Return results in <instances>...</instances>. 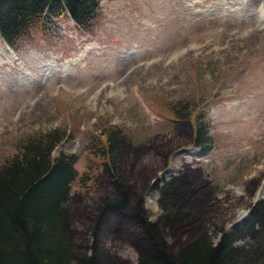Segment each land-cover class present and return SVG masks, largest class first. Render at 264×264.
I'll use <instances>...</instances> for the list:
<instances>
[{"label":"rangeland","instance_id":"374dc122","mask_svg":"<svg viewBox=\"0 0 264 264\" xmlns=\"http://www.w3.org/2000/svg\"><path fill=\"white\" fill-rule=\"evenodd\" d=\"M11 51L0 50V164L28 136L64 129L55 154L78 157L71 204L92 207L104 190L93 183L102 161L94 148L118 126L156 150L142 193L150 221L162 180L184 171L216 190L202 218L208 231L242 226L264 197V0H100L87 29L67 13L47 18ZM185 101L205 102L208 150L183 124L173 131L171 104ZM106 246L134 254L122 240Z\"/></svg>","mask_w":264,"mask_h":264},{"label":"trees","instance_id":"16d2710c","mask_svg":"<svg viewBox=\"0 0 264 264\" xmlns=\"http://www.w3.org/2000/svg\"><path fill=\"white\" fill-rule=\"evenodd\" d=\"M99 3L0 0V36L16 48L31 27L65 13L87 29ZM205 109L204 101L171 104L173 131L183 124L190 143L204 151L212 146ZM67 136L60 128L30 135L0 164V264H129L128 259L134 264H264V197L250 204L242 226L227 230L213 224L208 231L202 218L216 190L195 171H184L162 180L161 213L150 221L142 193L154 169L153 156L147 154L156 150L134 144L122 128L108 126L94 148L102 161L92 175L104 190L92 207L74 206L78 157L55 154ZM245 239L249 242L238 244ZM120 240L134 254L123 258L106 246Z\"/></svg>","mask_w":264,"mask_h":264},{"label":"bare ground","instance_id":"6f19581e","mask_svg":"<svg viewBox=\"0 0 264 264\" xmlns=\"http://www.w3.org/2000/svg\"><path fill=\"white\" fill-rule=\"evenodd\" d=\"M262 13V12H261ZM0 50L3 52V53H5V54H11L12 53V51H11V49L9 48V47H7V46H5V45H2L1 46V48H0Z\"/></svg>","mask_w":264,"mask_h":264}]
</instances>
